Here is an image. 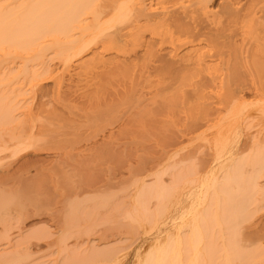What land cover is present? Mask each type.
<instances>
[{
	"label": "rangeland",
	"instance_id": "374dc122",
	"mask_svg": "<svg viewBox=\"0 0 264 264\" xmlns=\"http://www.w3.org/2000/svg\"><path fill=\"white\" fill-rule=\"evenodd\" d=\"M218 1L208 6L216 9ZM26 2L0 0V14H18ZM70 35L76 39L78 33ZM39 44L44 55L30 60L26 72L21 59L0 53V108L12 117L8 127L0 125V264H141L154 251L159 232L161 242L179 238V189L183 211L189 206L188 193L201 180L198 173L212 162L208 141L237 102L244 106L236 155L247 158L264 150V82L250 83L251 77L264 79V73L253 69L252 39L230 45L234 75L247 81L237 86L211 83L213 70H181L162 52L143 59V50L137 51L138 59L131 57L133 62L108 61L103 55L104 62L82 69L76 66L79 55L62 71V57L48 48L49 38ZM45 71L63 74L62 89L69 91L60 100L79 116L113 108L117 121L106 122L103 132L86 130L65 138L76 147L24 145L18 134H24L25 115L32 106L28 82ZM48 77L38 82L51 93L54 83ZM200 110L209 113V120L193 130L189 125ZM254 143L261 149L251 150ZM244 171L249 174L254 167L247 164ZM256 182L247 218L239 226L238 221L220 226L213 222L212 264L263 261L264 170ZM212 199L210 193L202 209L211 207L215 215ZM233 234L235 242L228 241ZM229 246L230 254L223 253Z\"/></svg>",
	"mask_w": 264,
	"mask_h": 264
},
{
	"label": "bare ground",
	"instance_id": "6f19581e",
	"mask_svg": "<svg viewBox=\"0 0 264 264\" xmlns=\"http://www.w3.org/2000/svg\"><path fill=\"white\" fill-rule=\"evenodd\" d=\"M213 2L215 0H27L18 14H0V53L21 59L22 70L26 72L24 68L30 60L43 57L44 49L39 47V41L44 38H49L48 48L55 49L62 57V71L79 55L82 57L77 59L76 66L82 69L104 62L103 55H107L108 61L133 62L131 57L138 59L135 55L139 50H143V59H154L162 52L175 59L186 72L213 70L216 76L210 79L211 83L246 85V80L234 75L236 60L230 45L234 46L238 39H252L256 51L252 56L253 69L257 74L264 73V63L257 60L264 59V0H219L216 9L208 6ZM11 16L15 19L7 21ZM185 20L192 23L185 24L182 22ZM71 32L78 33L76 39H71ZM9 49L14 55L7 51ZM87 52H91L90 56L84 55ZM25 54L29 58H23ZM47 74L50 77L46 79L54 83L51 93L44 91L38 82ZM262 77H251L250 83L261 86ZM62 80L61 72L49 74L47 71L42 75L34 74L29 80L32 106L25 115L24 134H18L27 147L51 143L63 148L76 147L74 141L68 142L65 138L79 137L86 130L103 132L106 122L117 121L113 108L88 117L79 116L60 100L61 94L69 91V88L62 89ZM242 106L239 101L230 108L218 134L208 141L212 162L204 173H198L201 180L195 190L188 193L189 206L183 211L179 189V238L161 242L159 232L154 251L141 264H212L215 255L211 242L213 222L220 226L238 221L239 226L247 218L249 201L258 189L256 181L264 170V150L247 158L236 155ZM261 111L264 114V108ZM209 116L207 111L200 110L189 126L196 130L208 122ZM11 123L10 111L0 108V125L8 127ZM257 146L258 143H254L251 150L261 149ZM181 149L179 147V153ZM247 164L254 167L249 174L244 171ZM210 193L215 215L211 207L202 209ZM158 220V216L153 218L154 225ZM228 241L235 242L234 234ZM231 248L233 246L224 247L223 253L230 254ZM258 264H264V259Z\"/></svg>",
	"mask_w": 264,
	"mask_h": 264
}]
</instances>
